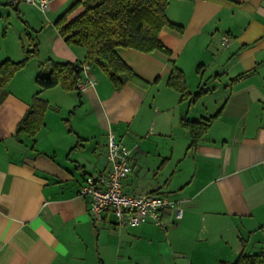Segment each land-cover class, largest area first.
Segmentation results:
<instances>
[{
    "label": "crops",
    "instance_id": "1",
    "mask_svg": "<svg viewBox=\"0 0 264 264\" xmlns=\"http://www.w3.org/2000/svg\"><path fill=\"white\" fill-rule=\"evenodd\" d=\"M8 1L0 63L36 54L0 89V264H232L264 252V0H170L166 15L181 29L160 30L165 51L116 49L141 82L117 89L90 69L94 83L73 90L35 79L49 61L82 64L85 50L55 22L84 0H50L46 12ZM173 67L186 98L168 84ZM36 93L48 104L43 125L17 134ZM183 120L207 124L194 146ZM108 132L130 151L123 190L166 197L180 219L167 207L163 226L115 229L107 211L92 223L79 190L109 171Z\"/></svg>",
    "mask_w": 264,
    "mask_h": 264
},
{
    "label": "trees",
    "instance_id": "2",
    "mask_svg": "<svg viewBox=\"0 0 264 264\" xmlns=\"http://www.w3.org/2000/svg\"><path fill=\"white\" fill-rule=\"evenodd\" d=\"M170 0H84L72 4L55 22L59 35L64 42L72 46H80L85 50L82 64L76 67L67 61H49L47 74L39 73L35 79L41 89L60 84L73 90L81 81L80 70L86 64L92 70L106 75L112 85L119 89L128 81L141 82L140 79L124 64L116 53L117 48H131L142 52L163 50L158 39L163 27L180 30L181 27L172 23L166 10ZM9 4V1H8ZM78 5L81 8L71 16ZM70 15V16H69ZM36 54L35 46L23 51L19 61L5 59L0 63V89L3 88L14 74L26 65ZM42 65V64H41ZM168 84L186 98L183 73L173 67ZM77 88V87H76ZM199 94V93H198ZM48 104L34 94L32 102L16 126V132H25L34 136L43 125V118ZM191 136L190 146L200 140L206 123L183 120ZM232 264H264V252H241Z\"/></svg>",
    "mask_w": 264,
    "mask_h": 264
},
{
    "label": "built area",
    "instance_id": "3",
    "mask_svg": "<svg viewBox=\"0 0 264 264\" xmlns=\"http://www.w3.org/2000/svg\"><path fill=\"white\" fill-rule=\"evenodd\" d=\"M49 1L9 0V5L24 3L46 12L49 9ZM229 41L230 39L224 36L222 45L227 46ZM82 68L85 71V79L77 83V88L81 89L94 83L87 76L90 67L84 64ZM106 160L110 166L109 171L88 175L79 190L81 197L88 198L87 213L93 224L102 220L105 211L112 214L115 229L134 227L146 222L163 226L161 212L167 207L175 209L176 219L182 217L178 204L164 196L154 193L132 194L123 190V181L131 170L130 151L113 132L107 134Z\"/></svg>",
    "mask_w": 264,
    "mask_h": 264
},
{
    "label": "rangeland",
    "instance_id": "4",
    "mask_svg": "<svg viewBox=\"0 0 264 264\" xmlns=\"http://www.w3.org/2000/svg\"><path fill=\"white\" fill-rule=\"evenodd\" d=\"M73 15H74V13L71 14V16H73ZM11 24L14 27L18 26V28H19V20L18 19H11Z\"/></svg>",
    "mask_w": 264,
    "mask_h": 264
},
{
    "label": "water",
    "instance_id": "5",
    "mask_svg": "<svg viewBox=\"0 0 264 264\" xmlns=\"http://www.w3.org/2000/svg\"><path fill=\"white\" fill-rule=\"evenodd\" d=\"M76 67H79L78 64H75Z\"/></svg>",
    "mask_w": 264,
    "mask_h": 264
}]
</instances>
